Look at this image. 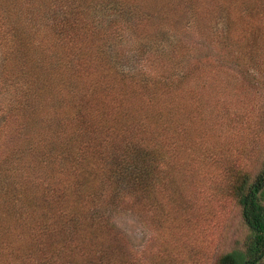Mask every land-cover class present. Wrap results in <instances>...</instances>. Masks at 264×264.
<instances>
[{
	"label": "rangeland",
	"instance_id": "rangeland-1",
	"mask_svg": "<svg viewBox=\"0 0 264 264\" xmlns=\"http://www.w3.org/2000/svg\"><path fill=\"white\" fill-rule=\"evenodd\" d=\"M85 1L82 9H69L76 13L71 15L78 27L76 36L83 37L82 49L90 51L96 44L84 72L85 81L89 71L100 76L94 80L98 82L94 102L117 106L126 115L119 119L122 123L159 125L148 128L153 131L149 144L159 148L149 153L170 167L169 174L164 169L153 173L154 180L146 179V171L138 170L134 157L128 158L139 146L125 136L126 148L119 143L118 163L111 158L97 167L80 165L75 173L72 169L64 186L54 187L59 182L46 174L50 154L63 152L68 164L86 159L70 146L73 137L87 132L85 122L74 117L67 123L65 118L69 110L63 95L75 83L64 88L55 85L54 100L43 106L37 100L39 93L29 94L30 111L40 116L42 125L35 129L25 122V132L32 130L37 139L30 146L24 141L27 149L15 158L13 153L9 156L17 141L3 135L8 132L6 124L14 120L9 123L14 126L21 114H28L17 104L28 97L30 76L46 66V58L55 66V47L42 38V32L53 18H60L65 6L61 0H1L0 165L14 163L22 175L27 171L33 178L34 173L44 183L33 199L36 205L23 212L15 227L17 238L31 226L38 237L32 238V244L39 241L38 253L54 256L50 264H150L154 251L162 254L161 264H216L220 252L240 247L247 235L240 210L223 186L225 170L241 164L255 178L264 162V12L255 14L256 21L263 17L250 25V38L230 44L217 36L225 27L221 16L214 13L212 21L203 19V7L194 9L196 3L204 4L202 0H169L165 5L177 9L176 15L182 13L183 30L152 44L141 39L142 3L148 7L165 0ZM262 2L257 3L261 8ZM123 3L138 12L129 9L121 19ZM143 28L151 32L153 25ZM65 60L73 61V55ZM96 64L100 66L95 71ZM123 75L136 82L121 80ZM176 77L179 81H172ZM94 106L90 117L96 125L88 124V129L103 123L101 108ZM137 107L140 110L133 112ZM14 132L15 139L24 134L21 128ZM93 138L95 143L89 147L100 154L99 141ZM175 189L177 195L182 190L187 195L179 197L185 207L179 209L182 226L172 231L167 230L164 215L171 211L165 204ZM73 236L85 244L76 255L70 252Z\"/></svg>",
	"mask_w": 264,
	"mask_h": 264
},
{
	"label": "trees",
	"instance_id": "trees-1",
	"mask_svg": "<svg viewBox=\"0 0 264 264\" xmlns=\"http://www.w3.org/2000/svg\"><path fill=\"white\" fill-rule=\"evenodd\" d=\"M61 1L64 2L62 5L65 6V10L62 11V15L60 18H53L52 22L45 27L44 33L42 32V38L49 40L50 44H53L50 46L55 47L56 53L54 58L58 57L57 61L55 66H50L49 59L46 58V66L44 65V68L41 71H35L36 73L30 76L28 81L29 84L26 83L28 97L22 103V105H19L18 103L17 106L19 107L18 109H26V111L28 109L29 112L27 115L21 114V118L15 122L14 126H10L11 124H9L14 120H11L10 122L8 121L6 124L8 126V132L6 134L3 133V135H7L17 141L15 146H13L14 149L9 151V156L13 153V158H15L17 153L22 151L23 148L27 149L25 142H27L30 146L31 143L37 139L34 137V132H32V130L25 132V129L27 128L25 122L33 124L35 129H39L41 127L40 125H42L39 123L40 116L37 115L36 112L30 111L29 104L31 103H29V94L34 91L37 96V93H39L38 96L40 100H37L42 102L39 105L43 106L45 105L46 101L50 102L51 99L52 101L54 100L53 94H55V85H60L62 88L63 84L64 88L69 86L71 83H75L72 86V90L63 95V101L65 107H67L66 110H69V112L64 110L65 118H67V123L73 120L74 117L75 119L78 117L77 121H81L82 124L85 122L87 132H83L79 137H73L70 140V146L74 147L75 152L82 154L86 159L82 158L84 159V162L81 163L73 161V163L68 164V158L63 155V152L50 154L48 156L46 174L51 179H54L55 183L59 182L54 184V187H57L62 183H64V186L66 181L70 180L72 177L70 174L72 169H75V173V171L79 169L80 165L86 164V167H97L100 162L105 163L106 160H112L111 158H113L115 163H118V155H120V152L122 151L119 148V143H122L123 148H126L125 140L127 137L125 136H131L130 138L132 139V142L139 146L137 152L129 153L128 158L134 157L137 163H135V165L138 170L146 171L144 173V175L148 176L146 179L154 180L153 173L155 172L154 174L156 175L157 171H165L164 169H166V173L169 174L167 171L170 167H166L165 164L161 163V160V162H159L157 158H153V155L149 153L151 152L155 154L159 148L157 147V144H149L151 141L149 132L153 131L148 130V128H159V125L155 128H152L141 122L139 125L122 123L121 120L126 115L122 114L121 110L118 109L117 106L112 107L108 104L104 106L94 102L95 94L97 92V90L94 88V85L98 84V82L94 80H100V76L98 77V75H95L93 71H89L88 81H85L87 79H84V72L87 67L90 66L88 65V62L91 59L90 55L96 51V48H94L96 44L92 45L90 51H85L84 48L82 49L79 42L82 41L83 37L76 36V30L78 27L76 28L77 23L74 21V18H72V16L76 13L74 10L71 12L69 9L70 7L74 8V6L75 9H82L87 1ZM168 1L169 0H165L164 2L159 1L157 3H149L148 7L142 3L141 12L143 13L141 15L139 14L140 19H138L140 26H142V30H140L141 39L145 41H151L152 44H154L156 40L158 41L162 38H165L170 33L183 30L182 26L181 28L179 26V24H181L180 20L182 19V13H179V15L174 14L177 9H173L172 6L170 8L165 5V3ZM191 1L192 0H190V2ZM202 1L204 4L201 6L199 3H196L194 9H197L198 11L199 7H203L206 14L203 16V19L209 18V20L212 21L214 13L218 14L219 17L221 16L220 18L225 20V27L223 32L218 33L217 36L225 41H230V44L236 43L240 39L250 38V25H254L256 22L261 21L263 17L262 16L261 19L258 17V21H256L255 14H262L264 12V2L261 3V6L263 7L261 8L257 4L259 0ZM114 2L122 3L119 0H114ZM126 4L123 3L122 7H119L122 10L121 13H118L121 19H124L127 16L128 10L130 9L129 6L126 7ZM132 10L135 13L138 12L135 7H131L129 12ZM64 11L69 12V14L67 13L65 15ZM72 13L73 15H71ZM114 23L118 22L116 21ZM146 25H153V30L151 32L145 31L143 26ZM113 26L117 25L113 24ZM35 33V31L31 32L32 39L35 38ZM70 54L73 55L74 60H65ZM60 58L61 60H59ZM99 66V64H96L95 71ZM127 76L123 75L120 79L124 81L126 79H130L133 83L136 82L131 79L132 76H129L131 78H128ZM172 81L176 82L179 81V79L176 77ZM150 94L152 93L149 92V95ZM93 105H95L94 107L99 106L101 108L103 123L101 125L97 124V127L100 128V130H97V127H90L89 129L87 127L88 124H93V120H91L90 117L93 115V111H96L95 108H93L92 111ZM135 110L138 111L140 109L139 107H137V109L134 108L133 112H136ZM151 113L152 112H149V114ZM105 116L108 117V119H106ZM121 117L122 119L119 120ZM58 118L59 116L57 119ZM58 121L62 122V117H60ZM120 125L122 126L120 127ZM20 128L24 134L21 137L15 139L14 135L16 133L14 131H19ZM95 131L98 132V134L95 133ZM0 134L2 135L1 132ZM93 136H95V138H97L99 141L98 145L99 150L101 151L100 154L95 155V152L91 150L93 147H89L95 143ZM1 138L2 137H0V141ZM83 141L84 144L82 143ZM20 145L21 148H19ZM149 148L152 150L148 151ZM158 152H160V150ZM5 158L8 160L7 163L11 162V159H9L10 157ZM154 159L158 161L154 163ZM14 160L16 163H18V160ZM170 163L172 166L173 162L171 160ZM13 164L14 163L0 165V264H50V261H53L54 256L52 257L51 255L49 256L46 254H43L42 256L40 253H38L39 241L35 244H32V238H38L36 237L37 233L31 232L34 231L30 229L31 226L29 228L24 227L22 229L21 238H17L16 231L19 230L15 228L20 218H23V212H27L28 208L33 207V204L36 205V202L33 201V199H35L36 195L40 193V190H43L42 186L44 183H42L40 177L34 173L33 178H30L31 174L27 176V171H24L22 175V172L17 166H12ZM240 165L241 164H239V166ZM239 166H234L235 168L230 166L229 169L226 168L224 174L226 176L223 186L226 188L227 195L231 199V202L237 205L240 210V217L242 223L247 228V235L240 247H235L227 251L220 252L216 258V264H264V162L261 171L257 176H255V178H252L253 176H251L247 170ZM63 170L65 171L64 173ZM147 172L150 174V177ZM26 176L30 179L27 180ZM35 179L37 182H33ZM177 192L178 190L176 191L175 189L174 192H172L167 197L169 202L165 204V206L169 205L171 208V211L164 215V217L167 218L164 219L166 223L165 226L167 230L172 231H175V229H179L180 226H182L180 224L181 221H178L179 217L181 216L179 215V209L185 207L182 206L179 197L182 195H187L184 190H182L180 195H177ZM182 219H184V217ZM45 233L46 229L42 230V234ZM78 238L73 236L71 240L69 239L71 242L70 252L72 255H76V250L81 249L85 245L82 243V241H78ZM3 249H7L8 252ZM15 252L16 255L14 254ZM70 252L68 253L70 254ZM160 255L162 254L154 251L151 254L153 259L149 260L150 264H161ZM165 258L167 257L165 256ZM130 264L132 263L130 262ZM134 264L137 263L135 262Z\"/></svg>",
	"mask_w": 264,
	"mask_h": 264
}]
</instances>
